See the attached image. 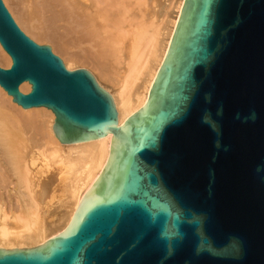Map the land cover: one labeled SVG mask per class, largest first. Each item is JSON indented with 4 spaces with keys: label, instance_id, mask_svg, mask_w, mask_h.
I'll return each mask as SVG.
<instances>
[{
    "label": "water",
    "instance_id": "95a60500",
    "mask_svg": "<svg viewBox=\"0 0 264 264\" xmlns=\"http://www.w3.org/2000/svg\"><path fill=\"white\" fill-rule=\"evenodd\" d=\"M0 86L63 144L112 135L70 226L0 264H264V0H185L143 108L70 70L0 0ZM28 82L31 90L21 91Z\"/></svg>",
    "mask_w": 264,
    "mask_h": 264
},
{
    "label": "bare ground",
    "instance_id": "6f19581e",
    "mask_svg": "<svg viewBox=\"0 0 264 264\" xmlns=\"http://www.w3.org/2000/svg\"><path fill=\"white\" fill-rule=\"evenodd\" d=\"M4 1L33 39L48 43L69 68L95 76L122 125L145 106L185 0H14L15 9ZM48 10L66 22L79 49L47 26ZM0 58L11 65L1 44ZM54 122L50 109H24L0 86V249L36 247L63 233L109 160L111 134L63 144ZM14 125L16 141L7 131Z\"/></svg>",
    "mask_w": 264,
    "mask_h": 264
},
{
    "label": "rangeland",
    "instance_id": "374dc122",
    "mask_svg": "<svg viewBox=\"0 0 264 264\" xmlns=\"http://www.w3.org/2000/svg\"><path fill=\"white\" fill-rule=\"evenodd\" d=\"M13 1V2H12ZM5 2V1H4ZM6 4V3H5ZM9 5L13 8V9H15L14 7H15V1L14 0H10V2H9ZM7 6V5H6ZM38 6V5H37ZM7 8H8V6H7ZM9 9V8H8ZM9 11H10V9H9ZM11 12V11H10ZM11 14H12V12H11ZM13 15V14H12ZM45 18L43 19V20H45L46 21V23H47V26L56 34V36L58 37V38H63V39H65V40H67V41H70V42H72L73 44H75V45H77L76 44V40H75V37H74V34L71 32V30L68 28V25L66 24V22H64L62 19H60V18H58V17H56L55 15H54V12H53V10H48V11H46L45 12ZM14 17V16H13ZM15 18V17H14ZM16 20V19H15ZM18 23V22H17ZM19 25V24H18ZM20 26V25H19ZM21 27V26H20ZM22 30H23V28H21ZM24 31V30H23ZM25 32V31H24ZM26 33V32H25ZM27 34V33H26ZM29 37H31L29 34H27ZM32 38V37H31ZM33 39V38H32ZM33 40H35V39H33ZM36 41V40H35ZM37 42V41H36ZM37 43H39V42H37ZM39 44H48V43H45V42H43V43H39ZM49 45V44H48ZM77 49H79V46L77 45ZM54 51V50H53ZM54 53L55 54H57L58 56H60L58 53H56L55 51H54ZM61 53V52H60ZM61 57V56H60ZM62 58V57H61ZM63 59V58H62ZM63 61L65 62V60L63 59ZM3 63V65H1ZM12 64V63H11ZM65 64H66V62H65ZM67 65V64H66ZM73 65H75V67L74 68H69L68 66V68L69 69H76V68H80L81 66L80 65H77V64H73ZM0 66L1 67H3V68H9L11 65H9V66H6V63H5V61L2 59V58H0ZM78 66V67H77ZM120 66H122L121 64H120ZM30 87H31V85H30ZM30 90H31V88H30ZM29 90V91H30ZM28 91V92H29ZM17 122H18V120H16V123L15 124H17ZM9 130H10V127L7 129V131H8V133L10 134V137H11V140H13V141H16V139H18V137H19V133H18V128H16L15 127V125H14V127L12 126V128H11V133L9 132ZM37 140H41V139H39V138H37Z\"/></svg>",
    "mask_w": 264,
    "mask_h": 264
}]
</instances>
